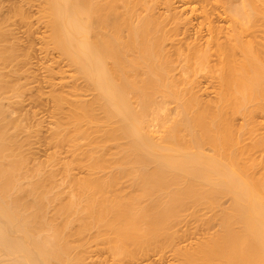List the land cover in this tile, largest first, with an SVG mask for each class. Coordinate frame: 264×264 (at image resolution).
Instances as JSON below:
<instances>
[{"label":"bare ground","instance_id":"bare-ground-1","mask_svg":"<svg viewBox=\"0 0 264 264\" xmlns=\"http://www.w3.org/2000/svg\"><path fill=\"white\" fill-rule=\"evenodd\" d=\"M37 1L38 19L47 30L44 44L71 70H63L69 81L58 82L50 96L55 114L66 105L51 137L54 144H70L71 158L61 162L60 172L51 169L57 160L46 172L25 161L17 134L27 131L26 125L6 108L12 102L8 93L19 92V83L8 78L19 76L21 53L9 41L0 16V264H106L88 260L92 251L102 250L112 263L151 247L176 246L177 224L189 218L202 228L217 222V229L206 227L212 233L207 229L188 247L172 248L180 264H264V157L250 155L255 147L264 149V135L252 129L253 114L264 112V42L251 45L239 38L256 18L264 25V0L217 3L232 29L229 37L226 25L224 41L215 37L223 27L212 24L218 11L213 15L210 1L177 0L182 5L174 6L176 0H158L164 20L165 15L173 21L172 15L180 17L172 25L179 26L181 14L189 11L200 12L199 25L202 19L207 23L210 37L206 39L207 32L205 41L184 39L185 51L183 39L173 45L168 33L164 37V29L156 27L160 18L156 7L151 12L150 2ZM21 4H14L11 12L28 19ZM142 9L150 13L144 15ZM214 27L219 30L213 38ZM167 102L175 103L173 116H160L165 120L157 129L161 133H149L147 109ZM235 116L241 119L238 127ZM97 137L106 140L104 145L111 141L113 146L104 148L114 151L107 154ZM221 198L228 204H220Z\"/></svg>","mask_w":264,"mask_h":264},{"label":"rangeland","instance_id":"rangeland-1","mask_svg":"<svg viewBox=\"0 0 264 264\" xmlns=\"http://www.w3.org/2000/svg\"><path fill=\"white\" fill-rule=\"evenodd\" d=\"M209 1H210L209 6H210V8H212L211 10L213 11V15H214L215 12L218 11V13H215V14H217V15L220 14L221 17H223V15L221 14V11L222 10L219 12V10L221 9L220 8V5L217 4V3H221L222 0H220V2L218 0L217 1L216 0H208V1L206 0L207 3ZM144 2H145L144 5H147V3H148L147 6H149V2L151 3V5L153 6V7L150 6V10H151L152 13L155 12L153 10L156 7L155 9H157L156 10L157 12L155 14H157L158 19L160 18V20H158L160 22L159 23L160 26L157 24L156 27H158V29H162L163 28L164 30L163 29L162 30L165 32L164 33V32H162V30H160V31H158V33L159 32L160 33L162 32L163 35H164V37H166V33H168L167 38H169L173 42L175 41L177 43V44L176 43L175 44L173 43V45H176V46L179 45L178 44L179 42H177L178 39H180L181 41L183 39V42L180 43V45H181L182 43L185 44V41L186 40L189 41V42L192 40V42H193V40H194L193 38H195L194 41L197 40L196 38H200L203 41H205L204 36H206V34H208V33H209V36H206V39H207V37L208 38L210 37V31H209V28H208L209 26L208 25H207L208 31L206 30V25L205 24H207V23H205V21H203V19H202V22H204V23H203V25H199V23H200L199 20H201V18H202V15L200 14V12H198V11H197L198 13L196 11L193 12L194 14L197 13V16H195L190 11L188 13L187 12L186 13L184 12L183 14H181V18H182L181 20L182 21H181V24L180 25L183 24V27L180 28V25L178 26V24L180 23V22L178 23V19L180 21V17L178 19H176V17L174 15H172V17L174 18L175 23L176 22L178 23L177 25H172L173 24L172 22H174V21H173V19H170L171 16L169 17V15H165V20H166V23H165L164 15L162 14L163 18L161 17V10L162 9L164 10V8L162 7V6H164L162 4V1H161V3L159 1V3H158V0H157V3H156V1L153 2L152 0H149L147 2V0L146 1L144 0ZM189 2H191V4H193L194 6L196 4V2H192V1H188V4H189ZM206 2H205V4H203L200 1V3H202L201 5H203V6L206 5ZM214 2L217 4L216 9H214L215 8ZM0 3H1L0 4V16H2L3 19H4V20L2 19L3 20L2 21V23H3L2 25L8 30V33H10V35H9L10 38H8L9 41L11 39L10 42H14L13 44H14V46H16V49L18 47L20 48V49L18 48L19 50L17 49V51H18L17 54L20 55V53H21V55L18 56L19 57L18 58V60H19L18 62L19 63L16 62V68L18 66L20 67V68L18 67V70L19 71L17 70L18 73L20 72L19 73V76H18L17 73H14V76H11L13 74H9L10 76L8 78L9 81L11 83H13V84H16V86H18V83H19V86H18V88H19L18 91L19 92H17L18 96H17V94L14 95L13 94L14 93L13 91L12 92H9L8 93V96L9 97H7V98H9V101L8 102H10V100L12 102H10L11 104L7 102L8 105L10 104L11 106L9 105L6 108L7 109L9 108V110H11L13 112V113L12 112H10V113H12V115H13V117L15 119L17 118V121L18 122L22 123V125H24V124L26 125V128H27L26 130L27 131H25V132H20L19 131V133L17 134L18 135L17 138L20 137L19 140L22 143V152L24 153L23 156H24V158L26 157V160L25 161L27 162V164L30 165V168H34L35 167V166L34 167H31L32 165H38V166L40 165V166H42L41 168H42L43 171H45V169H46V171H49V170H51L54 167L60 169V164H62L61 162H64V161L69 162V160L71 158V155H70V152H69L70 151L69 150L70 148H68L70 146V144H68L67 142L66 143L58 142L57 144L56 143L54 144V142H53L54 140H52L51 135H52V129L54 127L55 119H56L57 116L62 115L63 111L66 109V105H64L65 103L62 105V108L65 107V109L63 108L64 110H62V112H60L61 114L59 112H57V114H55L54 111H56V110H54V108H53V104H52L53 102H52L50 96H51V89H53V87L56 88V86L58 85L57 86V88H58L59 85H60V83L62 84V82L64 83V81L65 82H68L69 81L68 78L66 79V78H63V77H65L66 73L68 74L69 71H71V70L66 65L65 60L63 59L64 60L63 61L61 59V57L59 56V54L57 53L56 50H54L53 48L51 49V48L45 46V44H44V37L47 34V30H45L43 22L38 19L39 12H38V7H37L38 6V1L37 0H0ZM153 3H154V5H153ZM171 3H172V5H174V3H175L176 6L182 5L181 2H178L177 0L176 1H172ZM200 3H198V4H200ZM234 3H237V2H234ZM7 4H8V6H6ZM14 4H16V5L17 4H21L26 9V12L28 13V19L27 18H23V20H21L19 18L20 15H17L16 12L15 13L11 12V10H13L12 7L13 6H16ZM33 4H34V6H33ZM155 4H157V5L155 6ZM198 4L196 6H198ZM222 5H223V2H222ZM141 8H143V6ZM197 8H200V5ZM206 8L209 10L208 6ZM217 8H220V9L217 10ZM142 10L140 11V13H138L139 15H143V13L141 14ZM163 10H162V12H164ZM214 10H215V12H214ZM158 11L160 12L159 16H158ZM212 11H211V13H212ZM137 12H139V7L137 8ZM143 12H145L144 15L146 14V12H149L150 13V11H147V10L146 11L143 10ZM191 13L193 15H191ZM15 14H16V16H15ZM198 14H200V15H198ZM217 15H214L213 16L214 18L212 17V24L214 22L213 25H216L217 24L220 27H223V29L221 28L220 31L222 30V32L220 33V31H219L218 32L219 34L217 33L215 35L214 32L216 30H219V29H217L218 27L217 28L214 27L215 29L213 28L211 30V31H213L212 32L213 36H212V34H211V36L214 38V35H215V37H217L219 39L221 38V40L223 39L222 41H224L225 34H226L225 37H227V31H228V33H229L228 35L230 37V31L229 30L231 28L228 30V28L230 26L227 25V22H225L226 19H227V17L220 18V16L218 15L219 16L218 17ZM167 16H168L169 19L168 18L166 19ZM198 16L199 17L201 16L200 19L198 18ZM35 17H37V18H35ZM162 19L164 20V22H163ZM7 20H8V22H7ZM25 22H26V24H25ZM183 22H185L186 24H184ZM258 22H259V17H258V19L256 18V21H254V23L251 25L252 28H251V26H249L251 29L250 28H247L246 30L244 29L243 32H242V29H241L239 38L242 39V40H244V42L246 41V42L251 43V45L252 44L254 45L256 43L257 44H261V42H264V38H263L264 37V27H262L264 25H263V23L262 24H258ZM161 23L164 24L163 27H162V24ZM255 24L257 26L259 25L261 27H259V26L258 27H254V26H256ZM226 25H227V31L224 34L223 31L226 30ZM185 26H187L188 29H186ZM11 28H12V30H11ZM175 28H178V29H176V31H175ZM182 29H184V30H182ZM185 29H186V31H185ZM251 31H252L253 34L251 33ZM12 32H13V36H11ZM235 34L236 35H239V33H237V32ZM199 35H201V36L199 37ZM222 35H224V36L222 37ZM202 36H203V38H201ZM231 36L232 37L234 36V32L231 33ZM169 39H164V41H165L166 44L169 41L168 42V45L169 44H172V43H170V40ZM184 39H185V41H184ZM189 42H187V43H189ZM17 44H18V46H17ZM181 47H182V50L185 51L184 45L183 46L181 45ZM22 54H23V56H22ZM59 61H61V62H59ZM17 64H20V65H17ZM60 68H62V69H60ZM5 70L6 69H4V71ZM22 70H24V71H22ZM50 72H51V74H50ZM63 74H64V76H63ZM61 75H62V78L60 77ZM14 77L15 78H18V79H15ZM200 81H201V83L203 85L206 84V82H205L206 80H203L201 78ZM203 81H204V83H203ZM58 82H60V83L58 84ZM52 85H55V86H52ZM208 90L210 91V89H208ZM10 94H13V95H10ZM210 97H212L211 94H210ZM159 99H160V96H157V100H159ZM173 103L174 102H167V103H165L166 105L163 106V107H165V109L162 106H159V105H157V106L156 105H151V106L154 107V109L156 107L155 110H153V107H149L150 110H149V108L147 109V111L148 110L149 111L148 112L146 111V113L144 115V119L146 121H148L147 122V125H149V123L151 121L150 127L148 128V126H147V130L148 131H149V129L151 130V131H149V133H152V134H155V132H156V134L161 133L160 130H158L159 132L157 133V129L159 128V126L160 127L162 126V121L165 122V120H167V118H170L171 116H173V112H171L173 110L172 109L173 106H175V103L174 104ZM160 107H162L163 109H161ZM166 108H168L170 111H167L168 109L166 110ZM159 110H161V111H159ZM151 111L153 113H151ZM168 112H170V114ZM160 116H164V117L167 116V117H166L165 120H163L164 117H161L160 118ZM148 118L150 119V121H149ZM160 119H161V121H160ZM252 120L254 122L253 123L254 124L253 125L254 128H252V129L256 130V132L253 130V134L256 133V135H258V133H259V136H260V134L262 133L261 135L263 136L264 135V112H257L255 114H253ZM233 121H234L233 122L234 125H236V127H238L237 125H239V123L241 122V119L239 117L235 116V118H234ZM158 122L161 123V124H159ZM162 129L163 128H161V131H162ZM70 133L71 132H69V134ZM243 136H246V135H243ZM243 136H241V137L244 138V139H247L246 137H243ZM96 139L98 140V143L99 144L103 141V145L101 144L100 148L103 146V149H105L104 147H106V145H110V144H112V146H113V143L111 141H107L106 144L104 145V141H106V140H102V139L100 140V137H97ZM246 141H249V139H247ZM246 141H244V140L241 141V142L244 143V146H247V143L248 142L245 143ZM79 142H82V139ZM109 148H111V149H109ZM113 148L114 147H111L110 146V147L107 148V150L110 151V150H113ZM256 148L257 147H255V148H253V149L250 150V152L252 151L250 153V155L251 156L253 155L252 157H254V158L257 157V159L259 158L260 155H262V158H263L264 157V155H263L264 149H262L260 147H258L259 149H256ZM107 150L105 149L104 151L107 152ZM109 151L107 152V154L108 153H111ZM255 152H257V153H255ZM210 154H212V152H210ZM54 160H57L60 163H58L57 161H54ZM52 161H54V164H52L53 163ZM55 163H57V164H55ZM51 164H52L53 167H51ZM57 165H59V166H57ZM50 167H51V169H48L47 170V168H50ZM59 169H58V171L60 172L61 169L60 170ZM72 169L74 170L73 172H75L77 170V168L74 169V167ZM57 175H58L57 176L58 178L61 176L60 173H58ZM61 192H63V194L65 195V190L64 191L61 190ZM60 194L62 195L61 196L62 198L65 197L62 193H60ZM221 199L223 200V202H222V200H219V203L220 204H224V205H227L228 204L227 203L228 202L227 201V198H225V199L224 198H221ZM224 202H226L227 204H225ZM224 205H222V206H224ZM211 214L212 213L210 212V215ZM187 221L188 222L190 221V222L189 223L188 222L187 223H185V222H183V223L182 222H179L177 224L178 227H180L178 229L179 235H177V236H180V237L178 238L177 236H175L176 238L173 239L175 241V244H174V241H173V245H176V246H174L175 248L176 247H182V244H184L183 245L184 247H188L189 245H186V243L189 244L188 242L195 243V241H197L199 238H197V240L196 239L194 240V238L200 237V235L203 237L202 233L203 234H206V233L208 234V232H206V230L208 228L212 229L213 232L217 229V225L215 227V224H217V222L211 223L210 224L211 227H210V225H208V226L206 225V227H208L206 230H205V228H206L205 225L202 224L203 225V228H204V230H202L203 229L202 226H200L199 223L196 220H195V223H193L194 221L191 218H189ZM196 222L198 224H196ZM190 223H192V224H190ZM212 224L214 225V227H213ZM187 225H189V226L187 227ZM197 225H198V227L199 226L200 227L198 228ZM178 227H176V228H178ZM196 228H198L199 230L196 229ZM210 229H208V231H210ZM185 230H186V232H185ZM204 231H205V233H204ZM212 231H210V232L212 233ZM182 232H184V233L182 234ZM180 233L182 234V236L180 235ZM185 233H187L186 234V237L187 238L185 237ZM181 237H182V239H181ZM177 239H179V240H177ZM176 241H177L178 244L176 243ZM179 243H180V245H179ZM165 247H166V249H165ZM174 247H172V248H174ZM156 248L158 250H156ZM169 248H171V246H168V245H166V246L164 245L163 247L160 246V248L159 247H151V248L147 249L146 251L143 250L144 252L142 251V254L140 252L139 253L140 255L138 253H136L134 255V257L133 256H129V258L127 256H123L124 258L123 257H120L119 259L114 260L112 263H110L112 260L111 261L109 260L111 258V256L109 254H106V253H108L107 251L102 250L105 253H103L102 251H100V253H99V251H96L95 254H93L94 251H92L93 253L90 254V257L91 258H88V260L89 259L92 260V258H94L96 260L95 261L92 260L93 262H98V261L101 260L100 262H103V263L106 261V264H116L117 261H118V264H133L134 262L137 263L136 261L140 257L139 258L140 260H138V263L137 264H139V263L140 264H144L146 262H147L146 264H149V263L150 264H174V263L175 264H180V259L179 258H176V256L174 255L175 254L173 252L174 249L171 248V250H172L171 251ZM168 249L171 251V253H170V251ZM147 252L149 254H146ZM98 253H99V255L102 258L104 257L103 258V261H102V258L100 256H98ZM173 255H174V257H173ZM108 256H110V257L108 258ZM135 256L137 258H135ZM143 256H145V257H143ZM146 257H147V259H146ZM88 260L86 259L85 261H88ZM108 260H109V262L107 263ZM177 260H178V262H177ZM143 261H144V263H142Z\"/></svg>","mask_w":264,"mask_h":264}]
</instances>
